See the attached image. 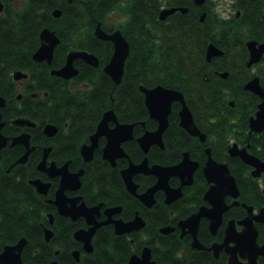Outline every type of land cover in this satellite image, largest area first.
<instances>
[{"label": "flooded vegetation", "instance_id": "obj_1", "mask_svg": "<svg viewBox=\"0 0 264 264\" xmlns=\"http://www.w3.org/2000/svg\"><path fill=\"white\" fill-rule=\"evenodd\" d=\"M157 3L159 12L155 17ZM26 4L27 0H0V19L14 10L23 13V30L40 29L39 45L31 53L32 62L23 61L22 48L21 68L9 73L17 101L11 98L9 104L5 101L0 105L4 122L0 169L10 174L20 166L23 206L27 185L33 187L40 205L50 206L45 212L39 207L36 227L41 240L37 246L30 244L29 250L33 248L40 257L44 250L42 241L50 244L47 249L56 257L49 264H129L132 258L135 264H264V169L255 175L257 166L246 162L240 154L245 149L264 164V0H40L38 8L30 12L25 10ZM140 9L148 14L142 15V23L151 40L157 33L155 22L170 26L179 21L183 25L188 39L184 40V54L180 56L181 68L184 74L193 69L198 78L184 77L181 88L155 81L147 86L180 93L199 130L193 134L184 126V102L174 99L161 138L153 137L161 143L152 144L147 152L140 138L157 131L160 121L151 115L136 66L129 74L130 84L143 94L149 124L139 119L140 97L135 91L131 121H124L111 106L101 113L93 131L83 129L92 124L90 96L104 100L111 87L115 89L122 83L126 73L124 64L117 83L106 71L116 43L100 36L98 30L108 35L117 31L122 34L129 45L127 63L133 41L145 40V35L131 24L132 13ZM168 9L174 12L162 18V12ZM37 18L41 20L38 24L33 21ZM45 29L54 31L59 41L49 58L35 59L39 48L48 43L41 39ZM72 53L87 57L73 58L74 75L57 73L67 66ZM17 71L22 75L16 77ZM110 98L114 100L112 95ZM13 102L19 104V114L10 117L16 108ZM109 110L114 113L96 135ZM47 125H54L56 132L46 130ZM117 125L131 126L129 137L121 145L126 150V146L136 142L145 155L142 160L135 161L127 150V156H117L113 162L104 157L106 133ZM18 136L20 141L14 143ZM151 151L155 156L178 160L151 161ZM210 154L228 167L238 193L225 183L212 192L211 199L206 198L216 185L205 170ZM185 155L191 161L181 173L170 175L166 187L156 189L153 195L149 190L159 180L155 172H132L130 186L123 176V170L131 163L140 164L145 158L150 167L170 166L181 162ZM25 156L23 162L16 163ZM44 157L46 161L40 165ZM65 164L72 175L81 174L78 187L72 180L65 190L71 209L62 211L55 201L67 171L58 169ZM35 179L47 184L42 186L47 192L38 190L31 182ZM111 182H116L117 187ZM70 228L72 240L68 238ZM47 229L53 231L49 240ZM82 229L92 233L90 244L75 236ZM23 237L27 243L22 259L33 264L23 257L29 244L26 235L6 246Z\"/></svg>", "mask_w": 264, "mask_h": 264}, {"label": "trees", "instance_id": "obj_2", "mask_svg": "<svg viewBox=\"0 0 264 264\" xmlns=\"http://www.w3.org/2000/svg\"><path fill=\"white\" fill-rule=\"evenodd\" d=\"M11 1L7 0L9 3ZM26 5L25 10L27 12L33 11L40 5V0H27ZM158 12L157 3L155 17H157ZM143 14L148 15L142 9L133 12L131 24L136 25L138 33L145 35V40L141 42L133 41L131 55L126 63V73L122 83L115 89L111 87L102 101H98L97 97L90 96L89 112L93 115L91 119L92 124L83 127V129L93 131L100 119L101 113L111 106L117 110L118 115L123 116L124 121L132 120L131 102L137 89L131 86L130 82L132 78L129 77V74L133 71L134 66L139 70V84L143 83L146 86L152 85L150 84L151 81H155L181 88L184 77L193 80L198 79L193 69H189L187 74H184V69L181 68L182 61L180 56L184 54V40L188 39L187 36H184L183 25L179 21L171 23L170 26L155 22L157 33L153 36L154 39L151 40L147 27L142 23ZM7 15H9V18L5 19ZM25 17L28 21V14ZM65 17L63 16V18ZM33 21L38 24L41 20L37 18V20ZM22 22L23 13L14 10L9 13L6 12L0 19V27L2 26L0 28V92L7 97L8 104L11 98L17 101L16 92L11 90L13 86L11 85L12 75L9 74L10 71L21 68L22 48L23 61L25 63L32 62L31 53L40 42V29L23 30ZM124 31L126 32V30ZM62 33L65 32L62 31ZM150 71L154 72V74L152 75ZM137 92L140 97L139 119L146 120L149 124L151 120L148 117V111L143 102V94L139 91ZM110 95L114 97V100L110 98ZM99 98L101 99L102 96L99 95ZM12 105H15L16 108L10 117L19 114V104L13 102ZM120 105L123 106V111L120 110ZM171 119L173 120V118ZM170 147L173 148V145ZM126 150L135 161H140L145 156L136 142L131 146H126ZM148 155L151 161L172 163L178 160L169 156H155L152 154V151ZM19 170L20 166L13 169V173L8 174L4 169H0V251L3 250L6 244L15 242L23 235H26L29 238V244L23 253L24 259L33 264H49L55 256L50 249H47L50 244L42 241L44 250L40 257L34 254L33 248L29 250V246L30 244L37 246L38 241L41 240L38 228L36 227L37 217L40 214L39 207L45 212L50 209V206L45 203L42 205L38 203L34 189L30 185H27V194L24 198L25 205L23 206V173H19ZM111 183L117 187L116 182ZM68 231L70 232L68 238L72 240L73 229L70 228Z\"/></svg>", "mask_w": 264, "mask_h": 264}, {"label": "water", "instance_id": "obj_3", "mask_svg": "<svg viewBox=\"0 0 264 264\" xmlns=\"http://www.w3.org/2000/svg\"><path fill=\"white\" fill-rule=\"evenodd\" d=\"M174 12V9H168L164 10L161 14L162 18H165L169 13ZM98 33L100 36L105 37V38H111L115 41L116 43V52L111 60V62L106 66V71L109 72L116 82L118 83L123 75L124 72V64H125V59L128 55L129 51V45L126 41V39L122 36V34L117 31L112 35L106 34L102 29L98 30ZM42 39L46 40L48 43H44L39 50L35 54V59H43L46 57H50L52 50L54 46L58 43L59 38L56 36L54 31H49V30H43L41 33ZM75 56H84L87 57L86 54L83 53H72L69 62L66 67L62 71H59L57 73L62 74L66 77H70L76 73V71H72V60ZM97 63V62H96ZM22 73L16 72V77H19ZM142 89L146 92V102L150 107L151 115L156 116L159 121H160V126L155 132H147L140 138V143L144 150L147 152L150 148V146L154 143H161L160 140L153 139L154 136H158L161 138V134L163 129L165 128L166 124L168 123V112L170 110V103L172 100L180 98L184 102L183 109L181 111V116H182V123L184 126L188 127V129L193 133V134H198L199 130L195 125V122L193 120V115L188 107V105L185 103L183 97L181 96L180 93H177L172 90H166L163 89V87L158 86L153 89H147L145 87H142ZM5 104V98L0 95V105ZM264 108V106H262ZM114 113L113 110H109L105 113L104 118L102 119V122L100 123L99 129L96 133V135H99L105 127V124L107 122V119L110 115ZM260 116V113H259ZM21 119H17V123H20ZM4 124V122L1 121V112H0V135H1V127ZM50 129L51 133H55L56 127L54 125H47L46 128ZM131 130L130 125H117L114 129H109L107 136H108V142L105 147V154L104 157L110 159L112 162L116 160L117 156H127L125 150L122 147V141L127 139L129 137V132ZM97 137V136H94ZM20 141V136H18L15 140L14 143ZM92 150L93 145L89 146ZM87 148V147H85ZM30 151V150H29ZM88 151V150H86ZM85 151V152H86ZM240 154L244 158V160L248 163H252L255 166H257V169L254 171L255 175H260L261 170L264 169V164L260 159L249 155L247 151L244 149L240 151ZM26 156L23 158H19L16 163L23 162L25 160ZM90 159V158H87ZM46 161V157L41 161V164H44ZM191 161V159L185 155L183 160L179 162L178 164L175 165H170V166H161V165H153L149 166L148 159L145 158L140 164H133L131 163L128 168L123 170V176L126 180L127 185L130 186L132 183V178L131 174L134 171H152L158 174L159 180L157 183L151 187L149 192L153 195L154 191L160 187H166L167 185V179L170 175L173 174H179L181 173V170L183 167L188 164V162ZM14 165V164H13ZM198 165V163H197ZM53 166V165H52ZM51 166V167H52ZM196 168V165L194 166V169ZM60 171H64L61 185L57 191V199L56 203L59 205V207L62 209H71L70 205V199L66 197L65 195V190L69 186V183L73 180L74 182H77L78 187V182H79V176L81 172L72 175L69 173L67 164L63 165L58 169ZM206 174L209 177L210 180L215 181V186H213L208 193L206 194L207 199H211V194L212 192L216 191L217 189H221L223 185L226 183L228 185H231L232 189H236L238 193V187L236 184V181L233 176L230 175L228 167L224 164H219L210 154L209 159L207 161V164L205 166ZM213 173H216V175H213ZM39 191H44L47 192V188L43 189L42 186H47L46 183H43L39 179H35L31 181ZM225 184V185H226ZM134 192V188H131ZM237 195V194H236ZM143 197V196H141ZM63 211V210H62ZM67 214L71 212H65ZM201 212L200 214H202ZM53 231L51 229L46 230V237L49 240L50 237L52 236ZM91 235L92 233L88 232L86 230H79L76 232L75 236L79 239H83L87 241V244H90L91 240ZM256 246L258 245V242L256 241V237L254 236L253 238ZM27 243V239L25 237L21 238L16 244L13 245H7L4 250L0 253V264H28L22 259V252L23 248ZM136 260L132 258L131 262L129 264H135ZM51 264H57V261H52Z\"/></svg>", "mask_w": 264, "mask_h": 264}]
</instances>
